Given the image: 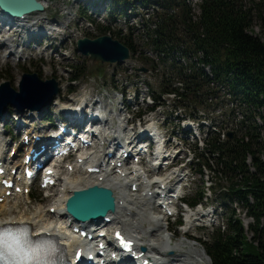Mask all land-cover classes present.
Masks as SVG:
<instances>
[{
  "label": "trees",
  "instance_id": "trees-1",
  "mask_svg": "<svg viewBox=\"0 0 264 264\" xmlns=\"http://www.w3.org/2000/svg\"><path fill=\"white\" fill-rule=\"evenodd\" d=\"M108 1L114 21L137 8L144 12L155 8L150 19L144 13L141 16L140 33L135 27L124 34L111 25L95 23L98 34L87 35L110 34L131 50L133 58L139 54L150 63L152 70L157 69V62L162 66L159 90L151 88L154 105L145 113L166 106L171 97L185 117L195 121L210 119L200 113L230 106L229 125L225 119L210 121L215 129L208 131L203 149H195V162L201 175L206 171L213 174L208 189L223 206L225 201H235L246 209L255 221L250 226L254 235L248 238L233 212L227 230L217 229L210 241L202 244L212 264H264V41L253 32L256 19L264 28V0H203L199 16L186 0H100L93 6L100 8ZM137 40L143 41L144 49H150L157 60L145 57ZM70 68L75 70L71 83L85 77V70ZM228 128L232 132H226ZM206 195L203 190L184 201L196 207L204 203ZM34 199L41 200V195ZM177 225H183L181 218ZM247 249L251 252L246 253Z\"/></svg>",
  "mask_w": 264,
  "mask_h": 264
},
{
  "label": "rangeland",
  "instance_id": "rangeland-1",
  "mask_svg": "<svg viewBox=\"0 0 264 264\" xmlns=\"http://www.w3.org/2000/svg\"><path fill=\"white\" fill-rule=\"evenodd\" d=\"M46 1H48L49 4L45 15L33 16L32 19L29 20V23L31 24L35 20L38 21L37 19L39 18L44 19L37 23V25L29 28L26 33H23L20 28H17V30H20L14 33V39L16 41L11 45L17 46L15 48V57H9L8 54L10 53V50L8 51L6 48L3 49L0 47V86L5 82H10L11 87L16 91H19L22 76L25 74L24 69L27 70L26 73H37L42 81L55 78L60 85V93L56 99L59 98L57 103H60L62 106L66 105L68 102L76 101L74 104H72V108H74L75 105L80 103L83 104L84 102H99L101 106L106 107V110L102 115L103 117L108 118L111 129L103 133L105 138L111 134V130H118L121 123L124 126V129L127 130L135 127L134 125L127 124L126 121L128 118L131 119L132 114L136 113L137 111L145 112L147 107L152 104L148 97L151 94V88L154 87V89L159 90L158 86L161 83L160 75L161 73L163 75L162 66L159 64V62H157V69H154L157 71L152 70V65L141 60V58H139V54H137L134 58L132 57L131 60L123 64L108 65L104 63L95 64L88 62L87 57H84L77 52L76 43L79 39L87 36L88 34L95 36L98 33L95 25V22H97L95 18L102 25H112L114 29L123 27L125 25L124 19H121L119 22V20L116 18L114 21L115 23L112 22L108 15L110 9L109 4H111L110 1L100 5V15L98 16L95 14L96 12L94 13V16H90L91 13H93V5L95 4L94 1L97 2V0ZM193 9L194 13L198 14V16L201 14V9H198V5L193 7ZM136 17L137 15L134 16L133 14L131 21L133 22ZM88 18H91L95 22L89 23ZM6 28L10 29L11 26L9 25ZM6 28L0 29L2 30L1 36L10 33L6 31ZM51 28H54L56 32L53 30L51 31ZM41 32H44V34H41ZM253 32L264 41V28L262 27L261 21L257 19L255 20ZM136 33H140V31H136ZM38 34L42 36L37 37L36 35ZM29 38H33V42L28 40ZM136 42L138 43L140 50L144 51L145 57L157 60V58H155L156 56L150 49H144L146 47L144 46L143 41L139 42V40H137ZM20 55H23V57ZM71 65L86 71L85 77L78 83H71L70 81L71 77L75 74V70L70 68ZM143 69H146L147 72L145 73ZM207 70L209 69L207 68ZM72 88L75 89V92L73 93L70 92V89ZM137 92L140 94L139 100L137 101L138 104L132 103L136 100ZM123 100H127V103ZM122 101L125 102V105L122 104ZM128 103H132L130 104V107ZM53 104H51L48 111V114L50 115L49 117L51 119L50 123L44 121L45 117L38 115L35 117V119H32L34 122L28 121L27 115L31 111L26 109L23 113H25L27 118H21L22 122H24L26 125V127L23 129L24 132L26 130L25 128H32L33 126L36 129H41L44 131L42 132L44 135H47V133L58 132L60 129L58 125H60V120H63L64 117L63 115H60V110H56V107L53 106ZM178 106V101L172 99L171 97L166 106L158 108L155 113L148 114L144 118L142 125L144 126L145 123H148V118H157V125L161 126L162 130L168 132L171 137L173 134L175 135V138L170 143L172 146H174L171 153H175V155L178 156L173 171L175 169L182 171L181 179H183V181L181 184L184 185L183 193L185 194L187 200H191L192 198L197 197V195H199V193L204 190L207 192V199L201 206H197L193 210L191 209V212L188 210L189 207L187 208V206L184 204L176 205L177 210L180 209L183 213V215H179L183 221L182 226L177 225L179 216L165 217L166 221H162L161 226L165 227V231H168V235L171 237L170 245L172 247L179 245L181 251L188 252L190 256L200 254L204 260L203 264H212L211 259L207 255L202 243L204 241H210L211 236L217 229L221 228L224 231L227 230L228 219L233 212L235 213V216L242 221L249 239L253 238L254 234L252 231H250V226L255 225V221L247 215L246 209L235 201H225L224 203H226V206H223L218 196L208 189V187L211 185L209 178H211L213 174H211L209 171H206L205 176L201 175L198 172V166L195 162V149H197V146H199L200 149H203L205 146L204 139L208 136V128L212 125L210 121L217 119L219 123L221 120L225 119L226 123L229 125V115L231 114V110H229L230 106L223 108L220 106L216 111H211L210 113H200L199 115H203L207 118L210 117V119H207L208 121H206L208 126L203 125L201 129L198 128L197 137H190L189 133H185L184 130L190 127L189 124L184 126V129H182V117L184 118L185 115ZM12 109L13 108H11V113L14 112L18 116L21 115L16 109L13 111ZM126 110H129V113ZM121 111L123 112L121 113ZM112 112L114 113L112 114ZM223 112H225L226 115L221 117L220 114ZM86 114L87 110L85 111V115ZM10 120L14 121L11 115L8 114L7 119L2 121L10 122ZM186 121H192V119H186ZM65 122L69 123L68 120ZM136 123L139 122L136 121ZM8 125L10 126V131L4 136H0V139H4L6 145H8L6 148L7 152L5 154L6 159L9 161L12 160L13 165L19 164L21 166L23 157L26 154V147L23 146L22 135L19 134V132L14 128L16 122L14 121V123H8ZM195 125L198 126L196 123ZM30 128H27L28 132L31 131ZM229 131L232 132V130H229V128L226 129V132ZM14 152L15 154L13 155ZM103 152L104 150H100V152L96 153V156L101 159L103 157ZM17 158L19 160H17ZM76 161L77 157L72 158V161L67 165V167L74 168ZM62 166H64V164ZM67 167H63L60 170L59 175H63L65 173L63 172L65 171L64 168ZM146 168H148V166H146ZM74 172L73 177L75 176ZM163 173L168 172H159V174ZM152 175L153 174H151L150 178ZM224 184L227 185L228 183L225 181ZM141 191L142 190L139 187V191L136 193L134 192V194H138L139 196ZM12 192L15 194L14 191ZM127 192L130 193L129 187ZM38 195H41V200L36 201L34 197H37ZM54 195L55 187L51 188L50 191H46L41 188V183H34L25 189V193L23 194L19 195L16 193L15 196L10 195L9 205L17 209L15 213L18 212L19 214L21 213L29 216L30 214H33L37 206H41L47 211L51 205V201L54 199ZM136 199L139 198L136 197ZM136 199L134 204L136 203V205L139 207H143V205L140 203L141 200ZM207 206L210 212L209 215H212V213L215 212V219L208 216L201 218V215H199L194 216V218H192L193 222L188 224V214L192 215L197 212L204 214L201 211V208H205ZM144 207L145 208L142 209L144 210L145 217L137 213L128 212L125 220H128L127 223L129 224L132 222L140 223L141 231L142 229L148 228L155 229L157 227V223L153 222L149 217L151 214H160L159 208L157 204H155V201L154 204H146ZM4 208H2V210H4ZM121 212L123 213V211ZM156 218L160 219L157 216ZM195 218H198V220L196 221ZM213 221L215 223L214 225H211V222ZM263 225L264 223L262 222L261 226ZM198 226L204 227L197 228ZM205 226L210 227L208 228ZM129 230L131 229L129 228ZM152 231L147 235L140 236L143 244H150V240L155 242L154 240H157L158 238L155 237L154 239L151 235L153 234L158 236V234L160 235V233L163 232V230L157 233ZM246 248H248V244H246ZM257 251L258 249L256 248L255 252ZM248 252H251V250L247 249L246 253ZM181 255L182 254L180 253H175V255L165 256L164 261L166 264H172V260L176 259L179 260V264H189L187 261L183 260L184 257H181Z\"/></svg>",
  "mask_w": 264,
  "mask_h": 264
},
{
  "label": "bare ground",
  "instance_id": "bare-ground-1",
  "mask_svg": "<svg viewBox=\"0 0 264 264\" xmlns=\"http://www.w3.org/2000/svg\"><path fill=\"white\" fill-rule=\"evenodd\" d=\"M41 2L45 6V11L43 13H36L34 15L24 18L23 20L21 19V20L9 21L8 19H5L6 21H8V23H11L6 25V27L10 25L11 28L10 29L6 28L7 29L6 31L10 33L2 37L0 46L3 49L6 48V50H10L9 57H15L16 54L15 47L11 45L16 41L14 39L15 38L14 33L19 31L20 29L22 30L23 33H26L29 28H32L33 26L37 25V23H39L44 19V18L43 19L39 18L37 19L38 21L35 20L31 24L29 23V20L32 19L33 16L45 15L49 2L46 0H41ZM186 2L192 7L194 6L195 2H197L196 5H198V9L200 10L199 5L202 2V0H186ZM153 11L155 12V8L148 10L145 17L147 19L148 18L150 19L151 13H153ZM195 15L198 16V14L196 13ZM3 17L4 15L0 12V22L2 21ZM124 22L126 26L125 28H127V26L134 25L137 26L138 31H140L139 29H141L136 19H134L133 22L131 21V19L130 20L126 19L124 20ZM17 28L20 29L17 30ZM0 29H4V24L3 25L0 24ZM52 30L56 32L54 28L53 29L51 28V31ZM41 34H44V32H41ZM38 36H42V35H38ZM28 40L33 42L32 41L33 38H29ZM20 56L23 57V55ZM57 101H59V98L56 99V101L53 104V106L56 107L55 109L60 110V115L63 116L66 115L70 119L74 118V116L76 115H77L76 117H78V114L80 112H77L76 110L79 111L80 106H83V104L80 103L75 105L74 108H72L71 107L72 104H74L76 101L68 102L66 105L63 106L60 103H57ZM72 111L76 112L75 113L76 115H74ZM23 112L24 111L19 112L21 114L20 116L16 115L17 119L19 120L18 125H20L19 131H22L24 127H26L24 122H22L21 120L22 117H26L25 113ZM122 112L123 111H121V113ZM45 114H46L45 108H43L40 111H31L27 115L28 116L27 120L30 122H34L32 119H35L37 115L44 117ZM5 119H7V114H4L3 116L0 117V121ZM107 123L108 121L105 123V127ZM154 126L155 123H153L152 120H149L148 123L146 124V128L148 130L146 128L141 129L145 131V135L141 139L137 138L134 134H131L132 130L124 129L122 123L120 125L119 131L117 129L112 131L109 136L101 139V141L97 138L98 136H100V134L94 135L93 136L94 140L99 141V144L96 142L95 143L96 145L89 148L88 151L82 154L81 157H78L74 168L71 167L64 168L65 171L63 172L65 173L63 175H59L60 170L63 167L62 166H59L58 168L54 167L55 173L54 175H52L51 179L55 181V185L53 186L55 187V195L47 211L44 210L43 207L37 206L33 214H30L29 216L21 213L19 214L18 212H16L17 213L16 214L15 211H17V209L9 205L10 198L7 196V191L9 190L7 189H4L2 191L0 190L1 196L3 197V202L0 203V210H1L0 228L5 226H14V225L25 226L32 231L34 237L42 236L54 241L60 249V255L62 253H65V256L69 258L68 261L72 260L74 262L73 260L74 255H76L78 251L85 252L88 255L86 259L83 261V264L93 263V260L89 257V253L91 251L97 250L96 244L98 241L102 242L105 246L103 250L105 256L110 255L117 257L116 251L114 250L109 251L110 247L115 246L114 240H111V242L108 243L106 238H100V239L97 238L99 232L105 233L108 236L110 235L113 229L120 230L124 233L126 237L135 239L138 253L142 252L140 247H144L146 249L144 254L145 259L153 260L158 264H165L164 262L165 256L175 255V253H180L182 254L181 257H184L183 260L187 261L189 264H203L204 260L200 254H195V256L192 255L190 256L188 252L181 251L179 245L175 247H172L170 245L171 237H169L168 231H165V227L161 226L162 224L161 222L166 221L165 217H163L162 215L163 213L158 215L151 214L150 217L148 216L153 222L157 223L156 225L157 227L155 229L148 228V229H142L141 231L140 223L132 222L129 224L127 223L128 220H125V218L128 215V212L137 213L144 216L145 213L142 208H145L144 206L146 204H151V203L154 204L153 200L157 193H159V195L160 192L165 194V197L162 199L165 204L170 203L171 197H175L177 194V190H175V187H176L177 179H179L182 176L180 175V172L178 170H174L170 173H163V174H159V172H157V167L160 166L163 161L168 160L167 158L168 154L160 150L161 145L158 147V149L155 151L153 155L155 156V158L152 160V164L147 165L148 168L131 163L125 164V161H123L122 159H116V160L112 159V161H115L116 163H121L122 166L120 168H117V166H113L112 164L107 166H102L100 173L91 174V173H87L86 169L83 168L82 164H80L81 162L79 161L80 158L84 160L85 166H89L90 164L91 165L97 164V162H99L100 159L98 156H96V153L100 152V150L102 151L104 144L114 148L115 152H116V148H118L117 155H121V156H122L121 153L124 152V150L131 148L130 146H127L128 143L129 145H139V148L141 147L143 148L144 140L149 138H153L157 140V132L156 129H154ZM30 129L31 131L30 132L27 131L26 134L31 137L37 134V132L41 134H43L42 132H44L41 129H36L34 126ZM59 132L60 131H58L57 133ZM44 136H48V135L45 134ZM82 137L84 139H89L91 138V133L87 131L84 135H82ZM7 147L8 145H6L5 141L0 140V156L6 157L5 154L7 152L6 149ZM135 151L138 152V155L140 156L142 155V151L140 149H137ZM17 160L19 159L17 158ZM103 163L104 162L101 161V164ZM17 166H18L17 169H19L20 167L19 164H17ZM5 167L7 169L6 175L12 176L11 173L8 174V172L10 171L7 168L8 167L7 164H5ZM15 168L16 166H13L11 167V170ZM73 172L75 173L74 177H73ZM151 174L153 175L150 178ZM15 181L17 183H20L18 177L17 178L15 177ZM181 181L182 180H180V182ZM130 183H133L134 185H137V187L141 188L142 191L139 196L138 194H134L133 191L131 190H129L130 193L127 192ZM94 186L106 187L113 190L118 200V206L115 213L108 215V220H109L108 222L103 221L99 223L87 224L86 228L83 230L89 232L88 234H92L94 236L93 240L91 242H88L86 239H82L80 237V232L76 233L74 231L75 228H78V230L80 229V223L76 222L71 217L67 216L65 213V208H66L67 200L73 195L74 192L85 190ZM136 197H138L139 199H136ZM135 199L141 200L140 203L143 205V207H139L138 205H136V203L134 204ZM2 208H4V210H2ZM52 210L54 211L52 212ZM121 211H123V213ZM199 215H201V218L206 217L205 215L200 214V212L194 213L192 215L188 214L187 216L188 224L193 222L192 218H194V216H199ZM156 216L159 217L160 219L156 218ZM195 220L197 221L198 218H195ZM127 227H129L131 230H129V228ZM98 229L101 230L99 232H96ZM162 230L163 232H161L160 235L158 234V236H155L153 234L151 235L154 239L155 237L158 238L157 240H154L155 242H152V240H150L149 243L150 242L151 243L150 244L147 243L148 245L142 243L140 236L147 235L151 231L157 233ZM171 252H173V254H170ZM172 264H179V260L176 259L172 260Z\"/></svg>",
  "mask_w": 264,
  "mask_h": 264
},
{
  "label": "water",
  "instance_id": "water-1",
  "mask_svg": "<svg viewBox=\"0 0 264 264\" xmlns=\"http://www.w3.org/2000/svg\"><path fill=\"white\" fill-rule=\"evenodd\" d=\"M45 6L40 0H0V12L9 20H23L36 13H43ZM77 52L88 62L108 65L123 64L132 59L131 50L109 35L97 38H81ZM146 73L147 70L143 69ZM60 93L59 82L53 78L42 81L37 73H25L19 91L10 82L0 86V117L8 114L9 107L17 111L47 109ZM228 137L232 138L229 133ZM117 210L114 192L106 187L94 186L76 191L66 202V212L82 226L106 221ZM145 250V248H143Z\"/></svg>",
  "mask_w": 264,
  "mask_h": 264
},
{
  "label": "snow or ice",
  "instance_id": "snow-or-ice-1",
  "mask_svg": "<svg viewBox=\"0 0 264 264\" xmlns=\"http://www.w3.org/2000/svg\"><path fill=\"white\" fill-rule=\"evenodd\" d=\"M0 264H41V258L29 248L23 230L0 229Z\"/></svg>",
  "mask_w": 264,
  "mask_h": 264
},
{
  "label": "built area",
  "instance_id": "built-area-1",
  "mask_svg": "<svg viewBox=\"0 0 264 264\" xmlns=\"http://www.w3.org/2000/svg\"><path fill=\"white\" fill-rule=\"evenodd\" d=\"M197 4V2H195V4H194V6L193 7H195V5ZM193 11H194V9H193ZM149 17V16H148Z\"/></svg>",
  "mask_w": 264,
  "mask_h": 264
}]
</instances>
